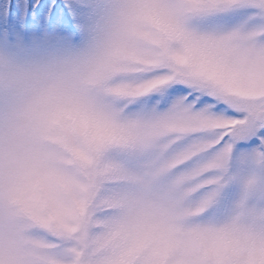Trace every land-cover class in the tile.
<instances>
[{"label": "snow or ice", "instance_id": "obj_1", "mask_svg": "<svg viewBox=\"0 0 264 264\" xmlns=\"http://www.w3.org/2000/svg\"><path fill=\"white\" fill-rule=\"evenodd\" d=\"M86 58L0 161V264H264V0H0V49Z\"/></svg>", "mask_w": 264, "mask_h": 264}, {"label": "clouds", "instance_id": "obj_2", "mask_svg": "<svg viewBox=\"0 0 264 264\" xmlns=\"http://www.w3.org/2000/svg\"><path fill=\"white\" fill-rule=\"evenodd\" d=\"M86 58H69L38 49L7 51L0 49V161L5 171L9 159L23 155L32 140L35 120L46 107L75 104L91 107V96L82 86ZM192 230L220 235L228 242L237 229L264 233V219L237 222L232 218L199 220L190 224ZM0 247L9 250L8 225L0 223Z\"/></svg>", "mask_w": 264, "mask_h": 264}]
</instances>
